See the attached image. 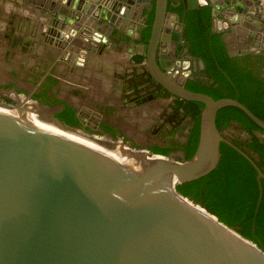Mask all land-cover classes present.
<instances>
[{
    "label": "water",
    "instance_id": "95a60500",
    "mask_svg": "<svg viewBox=\"0 0 264 264\" xmlns=\"http://www.w3.org/2000/svg\"><path fill=\"white\" fill-rule=\"evenodd\" d=\"M7 1L34 14L38 40L53 46L49 51L54 59L61 52L83 56L88 48L104 47L113 32L124 36L123 46H129L130 53L131 47L139 46L140 31L153 6L138 74H146L170 96L202 108L196 151L190 159L176 161L172 156L184 157L183 152L153 156L122 141L83 135L54 118L48 107L15 89L1 88L0 82V95L13 103L0 102V264H264L261 248L177 189L213 172L223 143L256 172L257 214L264 173L217 129L216 115L222 108L235 107L263 131L264 122L236 100H213L185 88L189 73L180 61L175 68L165 62L168 48L180 37L172 29L175 14L167 11L168 0ZM179 3L180 33L189 12L210 8L211 34L220 35L229 58L252 47L264 50L259 27L234 22L236 16L241 22L244 16L264 14V0ZM181 39L185 41L184 36ZM14 40L29 44L15 36L11 46ZM237 49L243 52L234 53ZM7 51L13 53L14 48ZM199 62L205 68L202 59ZM12 68L0 63V79L9 77L5 83L13 78ZM28 113L108 150L117 149L135 163L124 164L102 150L34 126L25 118Z\"/></svg>",
    "mask_w": 264,
    "mask_h": 264
},
{
    "label": "flooded vegetation",
    "instance_id": "af4514ba",
    "mask_svg": "<svg viewBox=\"0 0 264 264\" xmlns=\"http://www.w3.org/2000/svg\"><path fill=\"white\" fill-rule=\"evenodd\" d=\"M174 1H176V5H172L173 8H182L179 5L180 0ZM168 2L171 3L172 0H168ZM167 11H169L168 8ZM169 12L175 14V17L172 18V29L178 32L180 37L173 46L168 48V52L165 55V62L175 68V62L180 61L181 68H184L189 73L185 88H187L188 82L191 81L207 86H215L213 78L207 73L206 66L203 68L199 62L201 58L194 55V44L187 40L186 25L180 33L181 17L176 12ZM235 19L234 22L240 25L245 21L255 24L256 29L259 27L260 33L264 36V24L261 25L260 23V21L264 22V14L253 15L251 18L244 16L241 22H239V16H236ZM231 21L233 22V20ZM183 36L185 37V41L181 39ZM214 36H219L220 38L219 34ZM108 38L109 40L107 43H104L102 50L107 48L106 46L108 44H127L122 34H114L113 32L110 33ZM23 44H20V49L24 48ZM138 45L142 47L144 44L138 43ZM13 46L14 49L18 46V44H15V40L11 47ZM96 49L88 48L86 54L83 56L80 54L72 56L68 52H65L68 53L65 56L61 52L57 59H54L51 55H48L50 59L55 61L52 67H49L47 63H38L32 67L31 61L26 55L27 51L22 52L20 50V54L23 57L10 70L13 78L11 82L5 83V81H9V77H2L0 82L4 85L1 88L15 89L20 96L31 97L33 101H37L45 107H48L50 109L49 112L62 124L74 128L83 135L103 137L113 142L122 141L130 149L146 150L153 156H159V154L153 152L155 148L168 149L177 146L179 143H186L192 122L191 120L186 121V118L181 119L185 115L183 108L177 106V102L181 100L170 96L159 85L149 79L146 74L139 75L135 71H132V74L135 75L136 73V76L129 77L131 75L130 69L123 70L121 73L118 72L120 76L118 78L119 80L116 81L114 79L115 83H112L114 81H110V83L107 81L106 84L108 86L106 87L105 94L102 95H96L93 91H85L86 89L80 87L81 82L84 80L88 84L94 85L93 82H90L92 80L91 77H88V75L85 77V74H87L85 68L90 53ZM251 49L252 51L246 54L233 57L237 59L236 70L239 72H249L256 79L262 80L264 84V50L260 46L252 47ZM241 51L243 52V50L237 49L234 53L237 54ZM8 56L11 55L8 54ZM8 56L6 60H8ZM0 100L3 103L9 102V104H13L8 98L2 95H0ZM144 100L148 101V103L154 102V106H157L159 113L154 112L150 116V113L143 111L140 108V102ZM160 106H162V111H160ZM70 113L72 114V121L74 123L65 124L64 118L61 119L60 117H65ZM139 114L148 118L150 117L149 123L147 120L144 122L141 119L137 120L136 116ZM178 115L180 122L176 118ZM183 158L181 156V159Z\"/></svg>",
    "mask_w": 264,
    "mask_h": 264
},
{
    "label": "trees",
    "instance_id": "16d2710c",
    "mask_svg": "<svg viewBox=\"0 0 264 264\" xmlns=\"http://www.w3.org/2000/svg\"><path fill=\"white\" fill-rule=\"evenodd\" d=\"M170 2V1H169ZM168 2V10L179 17L182 8H173ZM153 6L147 13L145 28L140 31L137 43L145 44L150 34L153 19ZM187 40L192 42L194 55L205 63L207 73L214 80L215 86H207L194 81L188 82L187 90L203 93L213 100L229 98L244 105L254 116L264 122V84L262 80L247 72L237 71V59L229 58L219 36L210 31V9L190 12L185 27ZM185 114L191 117L192 127L186 143L173 148H155L154 153L167 155L172 151H182L183 160L190 159L197 147L199 134V113L201 104L180 101ZM64 118L65 124H73L72 114ZM74 120V119H73ZM232 123L240 126L248 135L245 142L231 141L237 148L253 159L256 166L264 173V141L255 133L264 134L242 111L235 107H225L216 115L218 130H226ZM218 167L209 175L190 183L183 184L179 192L201 204L215 214L220 222L235 228L244 238L255 243L264 251V181H261L262 200L255 214L258 200L256 172L253 167L234 149L226 144L220 145Z\"/></svg>",
    "mask_w": 264,
    "mask_h": 264
},
{
    "label": "crops",
    "instance_id": "0c3cea01",
    "mask_svg": "<svg viewBox=\"0 0 264 264\" xmlns=\"http://www.w3.org/2000/svg\"><path fill=\"white\" fill-rule=\"evenodd\" d=\"M20 5L21 4L15 2L0 0V45L2 47L11 46L10 40L12 41V38L17 36L22 41H27L29 43L27 45L23 44V46L26 48V55L31 61L32 67L38 63H47L49 67H52L55 61L50 59L48 55H51L49 50L53 46L47 42H40L38 40L37 35L39 36L38 33L40 32L38 29V21L34 14L31 15L28 10L24 8L18 9ZM171 5H176V1L172 0ZM142 16L144 17V15ZM20 17L24 18L22 19ZM40 21L43 23L44 19H40ZM21 43L22 42H20V44ZM106 47L107 48L104 50L100 49V52L98 51L100 47L92 51L86 62L87 65L85 70L87 74H85V77H87V75L91 77L92 80L90 82H93L94 85L88 84L86 80L80 84V87L86 89L85 91H93L96 95L105 94L106 87L108 86L106 84L107 81L108 83H110V81H114L112 83H115V80H119L118 78H120V76L118 72L121 73L123 70L130 69L131 75L129 77H135L136 73H139L140 64L143 61L140 55L142 54V47L140 46H136L135 48L131 47L130 53H128L127 50L129 46H123V44H108ZM132 71L136 72L135 75L132 74ZM140 104V108L150 113V116L154 112L157 113L159 110L157 106H154V102L148 103V101L144 100L140 102ZM160 107V111H162V106ZM136 119H141L143 122L147 120L148 123L150 121V117L148 118L141 114H139ZM188 120H191L190 116H188ZM235 128H239V126L236 123H232L227 131L230 132L231 129Z\"/></svg>",
    "mask_w": 264,
    "mask_h": 264
},
{
    "label": "rangeland",
    "instance_id": "374dc122",
    "mask_svg": "<svg viewBox=\"0 0 264 264\" xmlns=\"http://www.w3.org/2000/svg\"><path fill=\"white\" fill-rule=\"evenodd\" d=\"M22 5L19 6L18 9H21L23 7H21ZM2 24V23H1ZM11 47V46H10ZM14 48V46L12 47ZM8 47H2L0 45V63L2 62V64L6 67H14L15 65H17V63H19L20 59L23 57V55L20 54V45L16 46V49H14L13 53H9L12 56H8ZM8 56V60H6V57ZM15 63V64H14ZM10 69H6V71L8 72ZM10 72V71H9ZM0 102H2L0 100ZM3 103V102H2ZM6 104H9V102H7ZM177 106L182 107V104H179V102H177ZM183 108V107H182ZM184 111V109H183ZM177 121L180 122L179 120V115L176 116ZM186 118V121H188V116L187 114L183 115L181 117V119ZM179 127V126H178ZM180 131V130H179ZM180 133V132H179ZM222 135L228 139L229 141H238V142H245L248 139V135L247 133H245L242 129L239 128H235V129H231L230 132L227 130L222 131ZM255 135L262 141H264V134L258 133L256 132ZM173 160L176 161H182L183 159H181V154H175L172 156Z\"/></svg>",
    "mask_w": 264,
    "mask_h": 264
},
{
    "label": "bare ground",
    "instance_id": "6f19581e",
    "mask_svg": "<svg viewBox=\"0 0 264 264\" xmlns=\"http://www.w3.org/2000/svg\"><path fill=\"white\" fill-rule=\"evenodd\" d=\"M25 118L30 123H32L34 126H37V127L46 129L48 131L57 133V134L62 135L66 138L78 141L82 144L88 145V146L93 147L95 149L102 150L103 152L107 153L109 156L113 157L114 159H116L119 162H122L124 164H129V165L135 163L134 160L128 158L127 156L121 155L117 149L116 150H108L105 147L97 144L93 140L86 138V137H84L78 133L61 130L58 127L54 126L53 124L44 123V122L39 120V118L36 114L28 113L25 116Z\"/></svg>",
    "mask_w": 264,
    "mask_h": 264
}]
</instances>
